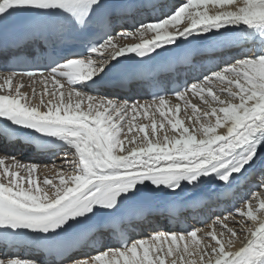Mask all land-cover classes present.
<instances>
[{
  "label": "bare ground",
  "instance_id": "obj_1",
  "mask_svg": "<svg viewBox=\"0 0 264 264\" xmlns=\"http://www.w3.org/2000/svg\"><path fill=\"white\" fill-rule=\"evenodd\" d=\"M181 1L185 2L186 0H181ZM192 6H193L192 7V14L194 15V19H196V20H193V21L190 20L192 22V23H190L191 25L186 24L187 22H183L181 16L178 15V13H176V15H174V16L170 15L169 17H167L164 20H161L160 22L150 23L148 25L147 28H149L150 33L148 34L149 39H147L146 42H140L139 40L132 41L134 37H131L127 41L126 39H123L125 37L122 36L123 38H120L118 40H114L112 43H108V45L106 46L107 50H105V55H107V60L97 61L96 63L98 65L109 63L112 60V58L115 57L118 53L127 54L133 48L141 46L143 44H145L146 46H148L149 44H161L164 41L160 40V39H165V38L172 36L174 34H177L179 37H183V36L194 34L196 32L203 31L204 34L209 33V32H220V33H223V35H225L226 30L231 31V29L236 28L237 31H234L232 34H234L233 36L237 35L238 37H233V38H235L234 40H232V38H229L228 40L230 42H238L240 39L244 38L245 34L248 33L251 38L256 39L258 44L263 47V51L257 56H255L252 53L251 55H248L247 57H244V56L239 57L237 54H235V52H237L240 49H244L245 45H242L239 47L236 46L235 48H233V51L225 53L226 55H230L234 59L237 58L238 60L232 61L230 63L229 67H226L225 69H220V71L212 74V75H217L216 78L213 80V82H215V84H214V86L212 85L214 87L212 90L216 89V91H220V89H221V87H223V85H225V89H227L229 86H232V84H231L232 81H230L231 77H233V82H234L236 79H238L237 77L240 75V71H242V73L244 71L248 74H251V76H253V78L261 77V76L264 77V57H263L264 56V37L259 36V38H258L256 36V31H258V30L261 31V29L253 30L250 27V25L252 23L264 24V17L261 15L262 13L264 14V0H193ZM230 25H231V27H229ZM213 26H216V28H214ZM217 26H218V28H217ZM221 26H223L222 27L223 29L218 31L219 27H221ZM225 27H226V29L224 30ZM130 34H131V36L134 35L133 32ZM143 37H145V36H143ZM156 39H158L159 41H157ZM210 42H218V40L212 38L210 40ZM165 44H167V43H165ZM253 51L254 50H252V52ZM254 57H255V59H254ZM259 57H261V58L256 59ZM225 72H227V73L232 72L234 74V76L227 75V74H225ZM85 75H87V71L80 72L78 75L73 74L72 78H69L68 80L64 81L62 84L69 85V87L71 88L73 81L79 80V78H82ZM246 81H247V83L254 86L255 89H258L257 91L264 93V86L263 85L258 84L253 79H247L246 78ZM199 83H196V84H199ZM194 87H197V85L192 86L190 89H194ZM46 90H48L49 95L44 93ZM58 90H60V89H58ZM39 93H36L35 97L32 100L22 98L21 102L25 106H29L34 111V113L36 112L35 114H38L40 116L52 117V115H55L54 119H57L58 116H61L60 114L58 115V113H57L58 111L55 114H53V113L48 112V110L41 108V100L39 99V97H40ZM79 93H80L79 95L81 97H82L81 94H83V96L87 97L89 100H91V99L94 101L97 100V102H102V100H103V102H108V103L113 102V104H114V102H117L119 104H125L126 105V103L123 102L124 100H121L122 97H120V96L113 97L111 95L109 98L111 100H109L107 97L104 98L105 95L95 96V95L85 93V91L84 92L79 91ZM186 93L180 95L179 97H183V95H185ZM45 96H46V98H44V99L47 101L54 100L53 89L44 88L41 97H45ZM203 96H205L204 99L207 98L206 94H201L200 96H198V99H200ZM179 97H177V98H179ZM177 98L171 99L170 102L178 101ZM168 101H166V102H168ZM141 102H143V101H141ZM166 102L159 101V102H155V103H150L151 108H152L151 111H148L146 109H145V111L144 110H140V111L142 112V115H147L150 117L157 116L158 113H160V114L165 113L164 111H160V110H162V107L165 105ZM147 103H149V102H147ZM114 105H117V104H114ZM204 114L210 115V113H208V111H204ZM190 116H191V118H190ZM231 117L237 118L238 116L236 113L232 112ZM62 119L64 121H71L73 123H78L75 119H73V117H65V118L62 117ZM210 120L208 119V116H206L204 119L203 117L200 118V116L198 114L189 115L188 117H186V119L183 120V124L186 127L188 133H190V131L193 130L194 128L199 130L202 128L204 129V127H205V130L203 131L202 136L197 137L198 139L202 140L203 143H199L197 145L198 147H196L197 151L195 153L184 152V151L180 150V151H178V153H175L173 155L168 154L165 157L161 156L159 158L154 157V156L150 157L151 155L150 156L149 155H143V156H140L139 158L135 157L136 159H130V158L126 159L125 158L123 160H121L119 157H116V156H115V159L109 158L110 161L108 160L109 161L108 163L111 162V164H112L111 166H115L114 169H116V170L114 172H112V171L107 172L108 170L107 171L98 170L99 174L95 175L96 178L91 180V181H88L86 183V185L84 186V188H87L88 191L90 192L88 197H90L91 195H93L94 193H96L98 191L105 192L109 189L114 188L115 186H120V185H122V186H124V185L125 186H130V185L149 186V185H155V184L156 185L157 184H166L163 187H161V193L162 194H167L170 191L169 190L170 187L176 185L175 188H173V189H176L178 187H183L182 193L184 195H188L190 190H192V187L185 186L184 184H180L179 180L182 178L183 174L187 173L189 168H192V167L184 168V169L170 168L169 170L156 169V170H151V171L150 170L149 171H147V170L146 171H136V170H138L137 167L132 168V165L135 166L134 165L135 162H139V163H142L143 165H146L150 161H155V162L162 161L163 163H168V162H170V160L174 161L175 159H178V160L193 159L195 157H198L199 155L203 156V155H206L208 153H212L213 151L215 152V150L218 147H220V145L228 142L230 138L222 136V134L217 129L212 128L210 126L211 123H209ZM214 120L217 122L216 119H214ZM254 120L257 122V124L260 127H261V125H263V124H260V122H259L262 120L261 115H255ZM251 123L252 124H248L247 126L242 127L241 130H245V129L253 130V134L255 137L257 135L262 134V130L264 129V126H262L261 132H258V131H256V129H254L255 128L254 122L252 121ZM230 124L231 123H229L226 126V129L228 126H230ZM206 127H208V128H206ZM235 136H237V135H234L233 137H235ZM159 141H160V139H159ZM255 141L256 142H254V144H256L257 146L259 144H261L262 146H260V147L258 146L256 148L257 151L254 154V156L256 154L260 153L258 151H260L264 148V136L261 137L259 140H255ZM194 142L195 141H191V143H194ZM252 142H253V140L250 139L249 143L252 144ZM75 143H77V144H75ZM106 143L107 142H105V136L102 135V132H99L95 129L89 128V132L83 133V137L77 138L73 144H75L74 146L80 145V146L87 147V148L89 146L97 145L96 150H98V149L102 150V148H103V151H104L105 148L107 147ZM250 144H248L247 147L251 146ZM114 146H116V147L115 148L113 147V148L117 149V152H119L120 151L119 144L115 143ZM233 146L229 149L232 150V149L236 148V146H234V147ZM104 153H105V151L103 152V155H105ZM225 153L226 152L221 151V152H218V153H216L210 157H207V160L205 162L203 161L204 164L202 162L199 165H202V164L203 165H212L214 162H217L220 159H222L223 158L222 156ZM147 154H149V153H147ZM68 155L74 156V158H76V159L79 156H84V158L88 157V159L90 158V156H88V152H86L84 149H81L79 151V155L74 153L70 149L68 151V153H64V154L60 155L59 157H57L56 161L52 165L44 164V165H41V167H39V168H33L31 176L42 177V176H48L50 173H53V174L56 173L57 174L58 169L55 168L56 162H58L59 160H63V159H65V160L70 159V158H66ZM89 155H91V154H89ZM100 155H102V154H100ZM100 155H98V157ZM96 156H95V158H96ZM102 156H100L99 159L103 160L104 158L102 159ZM254 156H249V158L248 157L245 158V161H248L249 159L251 161L254 160ZM105 158H107V156ZM76 159H74V160H76ZM90 159L92 160L94 158H90ZM258 159H260V157ZM97 160H95V161H97ZM101 160L100 161L98 160L97 162L98 163L99 162L107 163V161L104 162L105 159L103 160V162ZM228 160H231V157ZM145 161H147V162H145ZM90 162H92V161H90ZM142 164H141V166H142ZM92 165H90V166H92ZM199 165H196V166H199ZM263 165H264V163L261 164L260 162H256V167L253 170L254 171L259 170ZM143 167H146V166H143ZM62 174L64 175V172H62ZM172 176H174L175 178L163 183L164 180H166L167 178H170ZM193 176L196 177V179H200L198 186H201L204 183H207L211 180V179H209L208 181L201 182L204 179L203 175H199L196 172H194ZM262 184H264V182H261V186H262ZM71 185L73 186L72 188H76L77 191H81V188H79L75 184L73 185V183H72ZM255 185H256V183H255ZM18 187L23 191L25 197L30 198L31 205H33L35 207H39V208L46 206V205H52L56 201L63 198V196L61 194H59L57 191H51V190H44L42 192V195H41L37 189H35V188L30 189L31 187H25L24 182H20L18 184ZM24 187L26 189H24ZM67 190H69V189H67ZM67 190H65V191H67ZM261 191L262 190L256 191L254 194H252V197L250 200L249 199L244 200L243 202L240 203V205H242V207H243V209H245V211L249 210L251 212L253 209L260 211L259 213L257 211L259 216L254 215V217H257L256 219H259L258 220V226H259V229H261L263 231L264 226L262 225V222H264V220H263L264 218H262V217L264 216V214H263V212H261L259 204L253 203L254 204L253 206H255L254 208H252L250 205L252 202L258 201L259 197L261 196V193H260ZM152 196H154V194H152V193L148 194V197H152ZM227 196L230 198L229 194ZM262 196H263V194H262ZM229 212H231V211H229ZM229 212L226 211L224 214H228ZM249 214H252V213H249ZM222 218L224 220L221 219L220 221H223L227 224L229 222L228 219L233 218V216L229 217V215H223ZM249 219L250 218L248 217L247 220H249ZM254 221H256L255 218H254ZM232 223H233V219H232ZM248 223L251 224V222H249V221H248ZM251 225H253V224H251ZM204 227L202 226V227L196 228L194 231L189 232V233H183V232L178 231V230L173 231L171 233L159 232V233L153 234L152 239L141 238L138 243L131 244L128 247V249L125 251L110 249V250H107V251L102 252L100 254H97L94 257H90L88 260L81 259L76 264H151V262H149L146 255L144 254L145 251L148 252V251L154 250V249L159 250L160 247H163L162 252L166 258H172L173 256H176V254H179V257L182 256L183 261L180 260L179 257H177L178 264H215V263H219V262H221L220 259H223L224 257H221L222 255L216 256V254H213V249L216 250L217 248H220V247L218 244H216L214 242L212 237L207 236L208 234H205V233H210V232H205ZM209 238L210 239L212 238V240H207ZM159 239H161V240H159ZM153 240L154 241L158 240L160 242L152 243ZM209 242H212L214 245L213 246L209 245L208 244ZM201 243H204L206 245V249H207L208 253L210 254L209 256H204L203 258L200 257V256L205 255L204 253L206 252V249L204 250ZM226 243H227V247L231 249V252L233 254H238L241 252L240 248L242 246L239 244V242L227 241ZM160 245H163V246H160ZM259 251H261V252H259ZM257 252H259V253L252 254V255H256L259 258H262V254H263L262 252H264V247L262 250H258ZM201 253L203 255L199 256V254H201ZM242 256H243V254H242ZM250 256H248L246 258H249ZM243 258H245V257H243ZM35 262L37 264H41V262H37V261H35ZM225 264H231V261L226 260Z\"/></svg>",
  "mask_w": 264,
  "mask_h": 264
},
{
  "label": "rangeland",
  "instance_id": "obj_2",
  "mask_svg": "<svg viewBox=\"0 0 264 264\" xmlns=\"http://www.w3.org/2000/svg\"><path fill=\"white\" fill-rule=\"evenodd\" d=\"M181 2H182L181 6L175 11V13L172 16L178 13V15L181 16L183 22H187L186 24L191 25L190 23L192 22L190 20L192 21L196 20L194 19V15L192 14L193 0H186L185 2L183 1ZM261 15L264 17L263 13ZM213 27L216 28V26ZM222 27L223 26L219 27L218 31L223 29ZM229 27H231V25ZM147 29L149 31V28ZM225 29L226 27L224 28V30ZM144 30L145 29L138 31L140 33L133 31L134 34L133 36L137 35L138 38L134 37L132 41L135 40L146 41L147 39H149V36L147 34L142 33L144 32ZM234 31H237V29L236 28L231 29V31L229 32L233 33ZM257 33L259 34L261 33L262 35H264V28H262L261 31L258 30ZM261 57L256 59H260ZM212 74L211 76H209L208 80L204 79L202 83L200 82L199 84H195L197 85V87H194V89H190V91L188 92L186 91L187 93L183 95V97L177 98L178 101L176 102H170V100L162 101V102L168 101L162 107V110H160V111H164L165 113L162 114L158 113L157 116H152V117L147 115H142V112L140 111V110L145 111V109L148 111L152 110L151 104L147 103L146 101L140 102V104L138 103L129 104L127 105L126 110L117 113L118 110L122 107V105H118L117 107H114L115 105L113 103L97 102V100L94 101L92 99L89 100L87 97L83 96V94H81L82 95L81 97L79 95L80 93L70 91L62 83L58 85V89H61L64 86L63 89L61 91L58 90L54 91V96H53L54 100H50V101L45 100L44 98H46V96L41 97L42 92L40 91L39 99L41 100V108L46 109L48 110V112L53 114H55L58 111L57 112L58 115L59 114L61 115L59 116V118L73 117L74 114L78 113L79 115H88L89 117H94L96 119L103 120L102 122L105 121L104 123L106 124L107 130L104 132V136H105V142H107L106 143L107 147L104 150L105 155H103L104 152L103 148L102 150L100 149L101 150L100 151L99 149L96 150L97 148L91 149L88 147L89 148L88 149L87 147H83L80 145H76V146L73 145L71 150L74 153L79 155V151L81 149H84L86 152H88V156H90V158H94L92 160L90 158L89 160L88 157L84 158L86 164L90 168L88 171H82L81 166L79 167L77 161L75 160H70V159L59 160L58 162H56V166H55V168L58 169L57 174L50 173L48 176L33 177L29 183L30 185L25 184V187H31L30 189L35 188L38 190V192L41 195L44 190L57 191L59 194L63 195L65 192L68 191L67 189L73 187L71 185L72 183L73 185L75 184L76 186H78V184L84 183L93 176L99 174L98 170L100 171L108 170L107 172L110 171L114 172L116 170L114 169L115 166H111L112 165L111 162L110 163L108 162L110 161L109 158L115 159V156L123 160L125 158L136 159L135 157L139 158L140 156L143 155H149V156L151 155L150 157L154 156L158 158L161 156L165 157L168 154L173 155L175 153H178V151L180 150L184 152L195 153L197 151L196 148L198 147L197 145L199 143H203V141L198 139L197 137L202 136L205 127L204 129L202 128L199 130L194 128L193 130L190 131V133H188L186 127L183 124V120L192 114L193 115L198 114L200 118L203 117L204 119L206 116H208V119L209 120L211 119L209 121V123H211L210 126L212 128L217 129L222 134V136L227 138L229 137L230 138L229 141L226 142L225 144L220 145V147L217 146L218 148L215 150V152L213 151L212 153H208L203 156L199 155L198 157H195L193 159H182L176 161L174 160V163H164V165H166L165 167L145 168V170L149 171V169L156 170L161 168H163V170H169L170 168L184 169L186 167L187 168L191 166L194 167L202 163L204 158L207 159V157H210L221 151L226 152V150L231 148L234 144H235L234 146L236 147L241 145L245 146L247 141L248 140L250 141V139L253 140V143L256 142L255 141L256 139H254L253 130H248V129L241 130V128L247 126L248 124H252L251 122L253 121L255 125L254 129H256V131L258 132H261L262 126H264V93L257 91L258 89H255L254 86L247 83L246 78L253 79L258 84L264 86V77L261 76V77L253 78L251 74H248L244 71L242 73V71H240V75L237 77L238 79H236L234 82H233V77H231L230 81H232L231 83L232 86H229L227 89H225V85H223L220 91H216V89L215 90L209 88L206 89L205 87H207V85L204 86V81L207 82L208 85L215 84L213 80L216 78L217 75H212ZM227 75L234 76L233 73H227ZM44 93L48 94V91L46 90ZM201 94H206L207 98L204 99L205 96H203L200 99H198V96H200ZM214 101L216 102V104L211 105V103ZM233 104L238 105L239 107L242 108V110H236V111L230 110V108H233ZM204 111H208L210 115L204 114ZM232 112L236 113L238 117L232 118L231 117ZM227 115L230 116L231 118L228 119ZM255 115H261L262 120L259 121L260 124H263L261 125V127L254 120ZM106 116L110 118L107 120ZM213 118L216 119L217 122ZM245 118L248 119L252 118L253 120L249 122V120L248 121L244 120ZM229 123L231 124L226 129V126ZM239 125L240 128H237V126ZM262 134L257 135L256 137L258 139L261 138V136L263 137L264 129L262 130ZM234 135H237L234 137L235 139L233 138ZM191 141H195V142L191 143ZM115 143L119 144L120 147L119 152H117V149H114L116 147L114 146ZM258 146L260 147L262 145L259 144ZM100 154H102L103 156ZM98 155L102 156V159L103 158L105 159V160L103 159L104 162L107 161V163H101V162L98 163L97 161L101 160L99 159L100 156L98 157ZM104 156L105 157L107 156L108 159L105 158ZM258 156L259 154H256L254 156V159L255 160L258 159ZM67 157L69 158V156ZM103 160L101 161L103 162ZM158 162L160 164L162 163V161H158ZM141 164L142 163L135 162L134 164L135 166L132 165V168L157 165L155 161H150L148 162L147 165L142 164L141 166ZM174 164L180 167H169ZM90 165H92L93 167ZM62 172H64V175L62 174ZM213 176L216 175L211 174L207 178H204L203 181L201 182L208 181ZM1 179L4 180L5 178L3 177ZM25 187L24 189H26ZM261 190L262 191L264 190V184H262ZM263 198H264V194L262 196V199ZM250 199L251 198H249V200ZM253 203L259 204L258 202H252L250 204L252 208L255 207L253 206L254 205ZM257 211L258 210L255 209H253L251 212L249 210L245 211V209H243L241 205V207H239L238 210H235L234 212H229L228 214H223V215H229V217L233 216V218L228 219L229 222L227 221L228 222L227 224L223 221H220L221 219L224 220L222 218L223 217L222 215L220 220L215 221L210 225H206L205 227L203 226L205 232L211 233V234L210 233H205V234H208L207 236L212 237L214 242L218 244L220 247L217 248L216 250L213 249V254H216V256L222 255L221 257H224L223 259H220L221 262L215 264H225V261L228 259V257L234 255L231 252V249L227 247V243H226L227 241L239 242V244L242 246L240 248L241 252L237 254L238 255V258L236 259L237 261H239V259L241 260L243 257H247L248 255L261 252V251L259 252L257 251L262 250L264 247V232H263L264 229L263 231L259 229L258 226L259 219H256L257 217H254V215L259 216ZM248 217L250 218L249 220H247ZM254 218L256 221H254ZM232 219H233V223H232ZM248 221L251 222V224L253 225L248 223ZM145 238H147V236L146 237L144 236V239ZM212 238L211 239L209 238L207 240H212ZM156 242H160V241L158 240L152 241V243H156ZM204 243L201 244L205 250L206 243L205 244ZM208 244L211 246L214 245L212 242H209ZM162 251H163V247H160L159 250L154 249L148 252L145 251L144 254L146 255L149 262H151V264H178L177 257H179V254H176V256H173L172 258H166ZM204 254L205 255L201 253L199 254V256L203 255L200 256L201 258H203L204 256L210 255L207 249ZM179 259L183 261L182 256H180ZM0 264H7V263L0 262Z\"/></svg>",
  "mask_w": 264,
  "mask_h": 264
}]
</instances>
